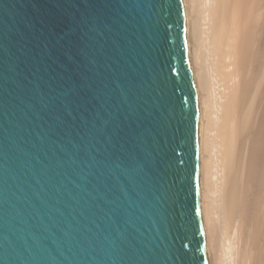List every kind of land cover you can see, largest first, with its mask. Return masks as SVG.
<instances>
[{
	"label": "water",
	"instance_id": "1",
	"mask_svg": "<svg viewBox=\"0 0 264 264\" xmlns=\"http://www.w3.org/2000/svg\"><path fill=\"white\" fill-rule=\"evenodd\" d=\"M184 0H0V264H207Z\"/></svg>",
	"mask_w": 264,
	"mask_h": 264
},
{
	"label": "bare ground",
	"instance_id": "2",
	"mask_svg": "<svg viewBox=\"0 0 264 264\" xmlns=\"http://www.w3.org/2000/svg\"><path fill=\"white\" fill-rule=\"evenodd\" d=\"M207 264H264V0H184Z\"/></svg>",
	"mask_w": 264,
	"mask_h": 264
}]
</instances>
